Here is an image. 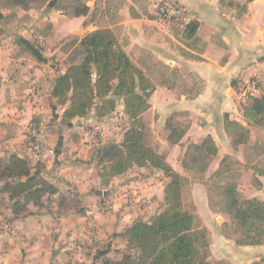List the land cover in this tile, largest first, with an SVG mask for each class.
<instances>
[{"label": "crops", "instance_id": "obj_1", "mask_svg": "<svg viewBox=\"0 0 264 264\" xmlns=\"http://www.w3.org/2000/svg\"><path fill=\"white\" fill-rule=\"evenodd\" d=\"M36 1L24 8L0 0V156L16 153L32 166L43 164L36 172L54 183L59 193L18 215L9 207L4 211L19 237L10 248L0 246V264H101L100 259L95 263L84 257L89 249L84 243L92 244L94 251L106 243L107 249L100 253L108 255L114 247L122 254L121 234L136 220H149L166 206L170 178L152 166L134 165L108 185L102 183L95 156L109 143L106 131L88 156L93 144L82 129L91 121L105 130L104 117L74 118L68 129L60 126V145L52 155L53 138L43 123L50 110L57 115L52 90L67 66H50L49 55L66 59L71 50L64 46L72 35L81 31L76 47L85 34L100 28L115 32L134 64L154 84L142 117L152 133V147L175 171L185 175L191 144L202 145L208 138L215 142L217 153L209 155L211 161L203 168L207 178L191 182L195 209L189 210L195 215V229L206 230L210 263L264 264V239L239 244V230L246 223L231 211L246 209L249 200L264 202V175L254 170L264 168V123H249L243 109L253 97L264 95V0H179L187 10V18L180 21L159 18L161 0H83L89 10L77 16L58 7L61 0H50L35 18L47 19L52 26L51 32L37 36L39 43L50 45L45 51L33 41L34 21L16 26L7 19L14 9L32 16ZM191 21L199 27L186 39ZM252 81L257 82L254 89ZM48 91L51 99L44 95ZM172 114L184 125L178 136H174L177 126L169 124ZM35 115L43 122L31 130ZM57 118L62 123V117ZM34 132L44 143L39 153L29 137ZM68 136H72L69 151ZM217 171L231 172L235 178V183L221 186L228 208L217 204L219 191L210 178ZM63 195L66 201L60 205ZM4 196L9 201V195ZM234 200L237 203L231 207Z\"/></svg>", "mask_w": 264, "mask_h": 264}, {"label": "trees", "instance_id": "obj_2", "mask_svg": "<svg viewBox=\"0 0 264 264\" xmlns=\"http://www.w3.org/2000/svg\"><path fill=\"white\" fill-rule=\"evenodd\" d=\"M29 8L31 0H11ZM88 6L75 8L72 15L87 13ZM199 27L197 21L186 25L184 37L192 38ZM83 59L73 64L56 78L52 95L57 104L64 106L62 123L86 117L95 110V117L103 118L116 109L123 99L131 123L120 142L100 147L95 160L103 184L125 173L134 165L152 166L162 170L170 181L166 185L165 208L149 220H136L121 234L126 250L120 258H111L102 252L101 264H211L208 260V241L205 229H195V215L185 209L183 201L184 176L175 171L163 156L147 142V126L142 113L149 107L148 100L155 90L154 84L137 67L120 44L115 32L100 28L85 34L80 42ZM100 99L98 103L97 100ZM244 117L249 123H264V95L253 97L244 106ZM241 129L245 128L241 126ZM206 155H215L217 147L212 138L203 143ZM44 166L31 162L16 153L8 158L0 156V182L2 193L9 195V208L18 215L29 205L40 206L45 197L59 193L58 187L36 170ZM255 173L264 175V168L255 166ZM66 197H60L64 205ZM231 202V207L236 205ZM246 209L231 210L241 223L250 219L264 222V202L249 200ZM261 238L251 243L259 244ZM239 244L246 241L239 239ZM135 251V252H132Z\"/></svg>", "mask_w": 264, "mask_h": 264}, {"label": "rangeland", "instance_id": "obj_3", "mask_svg": "<svg viewBox=\"0 0 264 264\" xmlns=\"http://www.w3.org/2000/svg\"><path fill=\"white\" fill-rule=\"evenodd\" d=\"M50 0H47L42 7V2L43 0H37L36 2H34L33 6V15L29 16L27 14H25L24 11H15L12 10L11 12L8 13V17L7 19L9 20V23L11 22V24H14L16 26H22L25 22H30L31 20L34 21L33 22V28L35 29L32 32L33 35V41L35 43V45L39 46L41 49H43L45 51L46 48L50 47V45L46 44L42 45L41 43H39V37H37L39 34L38 33H48L51 32L52 26L50 25V21H48L47 19L42 20V21H36V15L39 14L42 10V8H44L47 3ZM83 6V0H61L58 4V7H62L63 10H66L67 13L72 14L73 11L75 10V8H81ZM56 9V8H55ZM57 11H61L59 9H56ZM49 19V17H48ZM2 31L0 29V35H1ZM36 35V36H35ZM81 35V31H79L77 33V35H72L71 36V41L68 42L64 47H67V51L71 52L69 53V55L65 58H59L57 54H53V55H49L50 60V66L52 67H57L60 64H62V67L67 66V68H69L71 65L73 64H79L82 59H83V55L81 54V48L80 46H76L73 47V45L77 42V38ZM24 52V51H23ZM14 54V53H13ZM57 65V66H56ZM42 66V65H39ZM60 68V67H59ZM44 95L46 96V98H50L49 96V91L44 93ZM57 102V101H56ZM65 109V105L61 106L58 105L57 109H56V114H54V111H49V113L47 114V116L45 117L44 120V127L47 128V130L50 132V134L52 135V140L53 143L50 145L51 147V151H52V155L54 156L53 152L55 147L58 145H60L59 142V137L57 135V131L59 129L60 126H63V128L68 129L67 123H61L57 121V116L62 117L63 115V111ZM126 109L123 103V99H118L117 100V104H116V109L112 112H110L109 114H107L106 117H104L106 120L105 122V130L103 127H99L98 124L96 125H91L92 122L91 121H87L89 123H85L84 124V129H82V132H86L87 133V137L90 139V142H92L93 146L91 147L88 156L96 151L97 149V143H101V139H102V134H104V131H106V142H114V141H118L120 142L123 138V134L125 132V130L130 126V119L129 117L126 115ZM54 114V115H53ZM95 117V110H92L90 112V114L86 117H83V119L89 120L90 117ZM169 124L171 127L175 128L176 127V131L174 133V136H178L180 133V130H183V123H179L180 121H178L176 119V116L174 114H172L169 118ZM41 122H43V119L41 117L38 116H34L33 119V125H31L32 129L31 130H38V128H41V126L39 127V125L37 126L36 124H40ZM95 122V121H94ZM93 122V123H94ZM73 136V135H72ZM72 136H68L67 138V142H66V148L67 151H69V149H71L70 144V139ZM29 137H31V141H36L35 139H33V135L31 134ZM79 137V136H78ZM35 138V137H34ZM33 139V140H32ZM39 144L42 146L43 140H39L38 141ZM147 142L149 145H151L153 143V139H152V133L150 131H147ZM234 143V142H233ZM152 146V145H151ZM203 146H205L204 144L202 145H194L191 144L189 147V156L187 157L189 159L188 163H187V168L185 170V177H184V181H183V191H184V205H185V209L187 210H193L195 209V206L193 205L191 199V182H193V180H201V179H205L207 178V174L203 171V168H205L211 161V156H207L205 155L204 151H203ZM235 146V144H234ZM36 152V151H35ZM39 153V152H36ZM45 153V150L43 152V154ZM41 154V153H40ZM97 166V165H96ZM224 173V172H223ZM211 174V173H209ZM231 172L228 174H222L219 173V171H217L214 174L210 175V178L213 179V184H215L216 190L219 191V195H217V204L220 207H227L228 208V203L226 202V200L224 199V197L221 196L220 192L222 190L221 186H222V182H225V184H232L233 182L235 183V178L233 176H231ZM3 182H0V189L3 186ZM51 198L49 197L48 199V203L50 204L51 202ZM10 202L7 201L6 197L4 196V193H2L0 191V235H2L1 239H0V246L2 245H6V248H10L9 245H13L15 243H17L18 240V234H16V231H14L13 225H12V218L8 217V215H6L4 213V211L6 209H8ZM264 222L263 221H258V220H254V219H250L248 221V223H246L245 225L242 226V228H240L239 230V237L242 240H245L246 242H253L258 238L264 239ZM4 242V243H3ZM6 242V243H5ZM120 243L116 244V247H118ZM84 246L88 247L89 249H85L84 250V257H90L95 263L100 261L99 260V256H100V252L103 250L107 249V244L104 243L101 245V247H98L96 251L93 250V248L91 246H93L92 244L89 245L87 242L84 243ZM126 250V247H124ZM111 253L106 255L107 257H111V258H120L121 257V249L119 251H115L116 249L113 247L111 249ZM135 252V251H132ZM70 253V252H69ZM10 258H13V255L11 256L10 254ZM101 263V261H100Z\"/></svg>", "mask_w": 264, "mask_h": 264}, {"label": "built area", "instance_id": "obj_4", "mask_svg": "<svg viewBox=\"0 0 264 264\" xmlns=\"http://www.w3.org/2000/svg\"><path fill=\"white\" fill-rule=\"evenodd\" d=\"M157 14L160 19L165 21H180L187 18V10L179 0H161L157 5ZM251 86L253 89L256 88L257 82L252 81ZM32 135L33 139L36 140L33 141V147L39 152L41 145L38 141L40 139H38V135L35 132Z\"/></svg>", "mask_w": 264, "mask_h": 264}, {"label": "water", "instance_id": "obj_5", "mask_svg": "<svg viewBox=\"0 0 264 264\" xmlns=\"http://www.w3.org/2000/svg\"><path fill=\"white\" fill-rule=\"evenodd\" d=\"M97 102L99 103L100 102V99H98Z\"/></svg>", "mask_w": 264, "mask_h": 264}]
</instances>
